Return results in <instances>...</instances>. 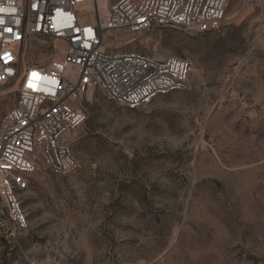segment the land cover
<instances>
[{
	"label": "rangeland",
	"instance_id": "rangeland-1",
	"mask_svg": "<svg viewBox=\"0 0 264 264\" xmlns=\"http://www.w3.org/2000/svg\"><path fill=\"white\" fill-rule=\"evenodd\" d=\"M123 48L188 58L185 88L140 108L86 94L79 167L35 173L0 264H264V0H227L218 31L155 26ZM51 49L34 37L25 54Z\"/></svg>",
	"mask_w": 264,
	"mask_h": 264
},
{
	"label": "built area",
	"instance_id": "built-area-1",
	"mask_svg": "<svg viewBox=\"0 0 264 264\" xmlns=\"http://www.w3.org/2000/svg\"><path fill=\"white\" fill-rule=\"evenodd\" d=\"M226 3L0 0L1 236L28 229L21 195L36 172L66 175L79 167L71 142L86 120V94L98 89L115 103L140 108L185 88L192 62L124 49L134 35L155 26L218 31ZM34 37L52 42L45 63L25 54Z\"/></svg>",
	"mask_w": 264,
	"mask_h": 264
},
{
	"label": "bare ground",
	"instance_id": "bare-ground-1",
	"mask_svg": "<svg viewBox=\"0 0 264 264\" xmlns=\"http://www.w3.org/2000/svg\"><path fill=\"white\" fill-rule=\"evenodd\" d=\"M101 9H102L103 17H104L106 14V9L104 8V5H101ZM87 95L90 97L92 95V92H89Z\"/></svg>",
	"mask_w": 264,
	"mask_h": 264
}]
</instances>
